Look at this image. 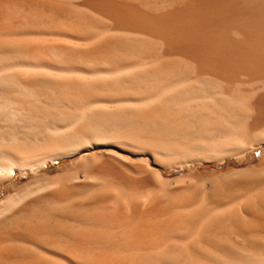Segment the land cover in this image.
Here are the masks:
<instances>
[{
  "label": "bare ground",
  "instance_id": "bare-ground-1",
  "mask_svg": "<svg viewBox=\"0 0 264 264\" xmlns=\"http://www.w3.org/2000/svg\"><path fill=\"white\" fill-rule=\"evenodd\" d=\"M0 264H264V0H0Z\"/></svg>",
  "mask_w": 264,
  "mask_h": 264
}]
</instances>
